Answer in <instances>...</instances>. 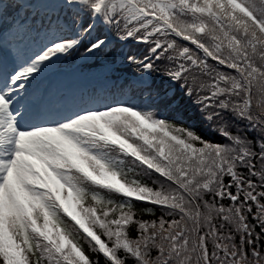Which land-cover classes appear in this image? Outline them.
Returning <instances> with one entry per match:
<instances>
[{
    "label": "snow or ice",
    "instance_id": "6c2138e0",
    "mask_svg": "<svg viewBox=\"0 0 264 264\" xmlns=\"http://www.w3.org/2000/svg\"><path fill=\"white\" fill-rule=\"evenodd\" d=\"M15 7L7 27L15 54H0V264H99L85 244L104 264H264L254 233L259 225L264 234V0H63L46 24L32 5ZM135 44L148 47L138 54ZM74 54L109 73L131 65L121 92L147 93L148 105L46 88ZM164 77L231 143L167 119L158 106L179 101L156 84ZM228 115L253 135L231 134ZM141 176L161 178L159 188ZM133 202L163 215L136 219ZM249 202L256 224L246 222ZM226 225L239 244L222 234Z\"/></svg>",
    "mask_w": 264,
    "mask_h": 264
},
{
    "label": "trees",
    "instance_id": "16d2710c",
    "mask_svg": "<svg viewBox=\"0 0 264 264\" xmlns=\"http://www.w3.org/2000/svg\"><path fill=\"white\" fill-rule=\"evenodd\" d=\"M258 2V0H257ZM169 39H174L177 44L181 46H187L190 47L192 50L195 47L194 45H191L190 43L187 44V41H183L179 37H169ZM131 51H135L138 54L140 52H143L142 46L138 47L133 45L130 49ZM194 51V50H193ZM197 55H201L198 50L196 51ZM212 63L215 67H219L220 70L226 71V72H232V70L225 69L222 66L216 65L215 62L209 61ZM156 84H158L162 90H172L174 91V95L172 97L173 100H178L179 104L175 108H169L167 104L160 105L158 107L161 108L162 114L166 116L169 120H174L177 125H182L186 128L194 129L200 136H202L206 141L210 142H221V143H231L230 141L224 140L220 134H219V121H215L212 124H209L207 121L204 120L202 113L199 110V107L194 103V100H190L187 98L183 91L180 89V86L177 84H168L167 78H158L156 80ZM125 85L123 82L119 86V96L116 102H124L128 104H132L134 106L139 107H145L148 105V96L147 93H144L143 99H141V92L139 90L135 91H128L125 90L124 92H121L122 86ZM170 103V102H169ZM255 103V99H254ZM258 112V110H256ZM227 120V130L233 134V135H239L241 138L244 137H250L253 135V131L251 127L247 124L246 121H241L236 118H234L231 115H228L226 117ZM196 121V123H193ZM198 121V123H197ZM217 129L214 131L213 129ZM258 169L264 170V165H257ZM245 175H247V169L243 170ZM143 180L144 183H146L148 186L153 188H159L158 184H154L153 180L155 179H161L159 177L153 176H141L139 177ZM254 182L257 181V177H250ZM226 178V182H227ZM231 191L235 193L236 189L232 188ZM258 191H264V189H258ZM111 198L116 201L120 202L123 198L117 195H112ZM242 199V196H241ZM260 202L264 203V198H260ZM218 203H222L225 207H230L231 202L228 199H224L223 201H219ZM249 205L252 207V213L245 212L244 214L247 216V223L249 224H256L255 214L257 212V208L254 202H249ZM147 210V211H146ZM133 211L135 213L136 219H139L141 221H159L160 217L163 215L161 209L157 206L147 204L144 202H133ZM165 219H172V217H164ZM215 223L219 224L221 221L217 219ZM222 231V234L227 235L229 231H231L234 242L239 244L240 241V234L235 231L234 226L226 225L225 228ZM254 233L261 236L260 241L257 243V247H264V234H261V230L259 225H256L254 228ZM137 236V230L134 226H130V238H136ZM102 239L106 241V237L102 236ZM107 242V241H106ZM86 254H89L90 259H97L99 260V264H104V260L101 256H98L95 252H92L91 249L85 244ZM122 258H124L122 256ZM134 258H127V264H132V261Z\"/></svg>",
    "mask_w": 264,
    "mask_h": 264
},
{
    "label": "rangeland",
    "instance_id": "374dc122",
    "mask_svg": "<svg viewBox=\"0 0 264 264\" xmlns=\"http://www.w3.org/2000/svg\"><path fill=\"white\" fill-rule=\"evenodd\" d=\"M62 2L63 0H0V8H7L9 5H12L9 9L11 15L6 16L4 20H0V44L3 45L5 43V48L9 50V47L6 45L9 36L7 27L12 20V15L15 14V6L17 4L32 5L33 8L28 9V11L35 14L36 22L44 21L46 24L48 17L54 18L53 9ZM70 35L66 38H70ZM97 35H102V33H97ZM109 36L114 38V33H109ZM88 43H90V41L85 40L84 46ZM187 44H189V42H187ZM135 46H142L143 52L146 51L148 47L142 44H135ZM193 50L197 51L195 47ZM105 60H112L114 62V57H105ZM101 63H103V61ZM134 76L135 72L131 65L119 67L115 72L109 73L103 68L90 69L88 65L81 63L78 55L74 54L47 78L44 82V86L67 93H78L80 90L88 91V89L92 87L101 97L107 98L109 102H116L119 96L120 84L123 82L127 84ZM94 86H97V88H94ZM193 123H196V121Z\"/></svg>",
    "mask_w": 264,
    "mask_h": 264
}]
</instances>
